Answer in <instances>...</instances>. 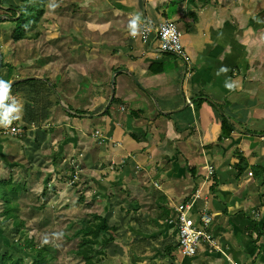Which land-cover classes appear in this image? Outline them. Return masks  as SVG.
Segmentation results:
<instances>
[{"label": "bare ground", "instance_id": "bare-ground-1", "mask_svg": "<svg viewBox=\"0 0 264 264\" xmlns=\"http://www.w3.org/2000/svg\"><path fill=\"white\" fill-rule=\"evenodd\" d=\"M15 32L6 34L13 38ZM28 32L13 38L14 58L7 61L11 66L7 65L5 75L11 82L10 95L23 106L21 119L7 131L0 129V185L8 182L15 191L14 198L12 195L5 199L0 194V232L4 233L0 244L5 247L0 261L5 264H35L39 258L34 257V252L38 251L49 256L50 261L48 244H42L46 235L42 230L50 224V232L75 241V260H83L81 255L88 249L92 253L100 250L104 256L129 250L148 235L166 207L209 193L223 172L219 153L225 142L240 136L264 143V88L260 84L263 66L259 60L260 54L264 57V30L247 29L237 32V37L224 36L222 40L211 38L200 49L206 62L199 65L201 61H195L185 40L194 35L193 31L150 29L139 35L144 51L167 62L148 64L146 75L162 79L160 86L149 89L134 72L121 67L114 68L108 80L103 81L102 74L90 64L95 43L89 32L82 39L76 31H69L76 41L64 40L61 31L34 32L33 38L27 36ZM47 35L57 52L60 45L70 48L64 51L69 55L62 57L72 63L63 66L55 57L57 53H47L46 60L52 55L55 63L47 61L46 69L30 66V58H40L31 51L35 52L37 45L46 49ZM228 41L232 44L228 45ZM2 61L3 56L0 71ZM220 67L229 71L216 75L209 89L222 88L221 93L215 97L209 91L213 99L204 92L201 96L214 107L219 132L199 145L180 148L177 140L186 143L195 134L191 125L183 137L170 139L171 132L180 134L176 117L187 111L195 114L186 80L196 73L215 74ZM26 69H32L30 76L35 77L48 69L58 77V84H47L40 78L31 81L25 77ZM80 70L85 73L81 77L77 73ZM114 71L118 72L110 83ZM13 74L19 75V81ZM121 76H127L139 92L121 96ZM229 78L236 84L232 91L224 87ZM88 79L102 81V89L95 92L83 87L88 82L86 86L94 89ZM161 91L172 94V107L166 108L160 102ZM53 95L57 102H53ZM147 101L153 105L154 114ZM57 109L64 113L60 122L54 121ZM125 115L131 121L127 128L113 125L115 119ZM28 147L31 157L24 155ZM251 152L246 158L239 147L233 150V189L224 193L232 198L240 195V200L234 202L239 209L236 213L249 223L241 233L242 242L251 260L264 264V157L258 159L257 147ZM228 206L232 207L230 203ZM23 230L28 231V236L23 235ZM100 235L105 244L95 247Z\"/></svg>", "mask_w": 264, "mask_h": 264}, {"label": "crops", "instance_id": "crops-1", "mask_svg": "<svg viewBox=\"0 0 264 264\" xmlns=\"http://www.w3.org/2000/svg\"><path fill=\"white\" fill-rule=\"evenodd\" d=\"M11 4L12 0H8ZM97 6L90 12L93 14V20L90 24L88 32L93 38L95 49L91 53V67L95 72L102 74L103 81H107L111 71L114 68L121 67L127 69L130 72H134L141 84L146 88H154L160 86L162 83L161 77H153L146 75V68L149 63L157 60L167 62V59H161L157 54H148L144 51V44H142L139 36L133 38L129 36L127 31L128 19L131 13H141L144 18L151 22V26L158 24L154 23V17H161L167 19V10L159 11L160 6L169 4L171 0H95ZM176 12L174 13V21H176L177 27L181 30L193 31L192 37H186L187 45L193 54V57L201 61L199 65L205 63V58L200 50L211 39L206 41H200L199 32L204 35L208 27L204 29V22L208 20L210 25L215 27L223 36L237 37V32L251 29V30H264V22L262 20V12L258 11L250 15L247 18L242 15L246 12L245 8L241 9L242 0H209V3L204 7H199V3L195 2L192 5L187 4V0H174ZM16 4V5H14ZM13 7H18V4L14 0ZM4 5V4H3ZM11 6V7H12ZM140 7L142 10H140ZM98 10V11H97ZM147 10L149 12H147ZM118 12V15L111 19L110 12ZM253 12V9H251ZM197 12L198 15H195ZM249 12V11H247ZM190 13V14H188ZM254 20V21H252ZM161 23V22H160ZM48 30L53 26L49 24ZM61 31L67 26L66 23L59 24ZM72 28V27H71ZM78 30V26L75 27ZM13 30V29H9ZM1 31V30H0ZM4 31V30H2ZM73 31V30H71ZM76 31V30H74ZM198 34V35H196ZM197 38V39H196ZM228 45L232 44L231 41L227 42ZM203 59V60H202ZM201 69H199L200 71ZM203 75V76H201ZM216 79L215 74H194L191 78L186 80V91L190 99H194L192 115L190 111L178 115L176 117V124L180 129V134L176 132L170 133V139H179L183 137L186 127L191 126L195 132L194 136L186 139V143L177 140L176 144L180 148H184L186 144L199 145L213 137H216L219 129V122L217 121L215 109L207 99H202V92H204L208 99H213L209 91L213 92L217 97L221 93L222 88L209 89L211 84ZM260 84L264 88V68L262 69ZM118 90L121 96L132 95L138 93L139 90L135 85L130 82L127 76H121L118 79ZM160 102L164 104L166 108L173 106L170 98V92H160ZM197 99H201L200 102H196ZM98 105L101 104L99 101ZM149 110L154 114L153 105L150 101L146 102ZM199 113V118H198ZM126 116V115H125ZM193 116V118H192ZM64 118V113L60 109H57L54 116V121L60 122ZM131 123L130 119L126 118L115 119L113 125L118 127L127 128ZM60 136V135H57ZM31 144V142H30ZM42 144V139H40ZM171 147V143H168ZM239 147L246 158L252 155V150L257 147L258 159L264 157V143L258 144L255 139L236 136L230 142L223 144V149L220 151L219 156L223 163L222 173L216 180L213 187L208 189L209 193L202 197H190L184 199L179 204H191L192 210L190 215L198 219L200 214L205 213L213 217V221L210 224V228L213 233L218 237L217 250L213 253H209V245L207 243H200L197 253L193 256H187L182 253L177 245V231L174 225V207L177 204H172L166 207L157 217L151 229L153 236L148 239L155 242H160L163 247L162 250L155 249V254L166 257L164 259L166 264H214L213 260L219 258L217 263L220 264H241V260L245 259L247 264H260L259 262L252 261L249 252L246 248H243V242L241 233H243L247 221H243L241 215L236 213L237 204L236 200H240L237 197L224 193V191L232 190V161L235 157L233 150L235 147ZM26 157H31V151L28 147L24 151ZM190 199V200H188ZM187 200V201H186ZM228 203L232 207L228 206ZM243 204V203H242ZM225 206V207H224ZM242 206V205H241ZM226 208V209H225ZM264 220V216H263ZM229 222V225H228ZM241 222V223H239ZM212 223H215V228H212ZM170 237L174 240V243L170 244L165 241V237ZM157 237V239H151ZM231 238V239H230ZM232 240V241H231ZM154 243V242H152ZM153 244L148 241H144L138 251L149 249ZM108 260L112 261L109 264H143V260L148 259L147 264H158V260L153 258V255L143 257V253H134L131 249L106 255Z\"/></svg>", "mask_w": 264, "mask_h": 264}, {"label": "rangeland", "instance_id": "rangeland-1", "mask_svg": "<svg viewBox=\"0 0 264 264\" xmlns=\"http://www.w3.org/2000/svg\"><path fill=\"white\" fill-rule=\"evenodd\" d=\"M16 3L18 4V7L21 9L22 7L25 6H30V5H39L41 0L35 1V0H15ZM49 0H47L46 2H42L41 1V8H42V14L41 17L39 18V16H37L36 18L31 17V15L28 16H23L20 19L19 15H20V11L19 10H11V15L16 14V17L12 18V17H8L6 16L5 19H1L0 20V55L3 56V61H2V68L0 71V79L6 80L8 81V79L5 78V75L7 74V70L6 67L7 65L11 66V62L7 63V61H11L14 57L11 56L12 53V47L14 44L13 42V38L10 35H7L6 33L9 32H14L16 30H18V28H22L25 25L23 24L24 22H26L27 24V29H28V33L27 36L33 38L34 32H44V31H61V27L59 26V24H64L66 23L67 26H63L64 28L62 29V38L66 41H70V40H74L76 41V39L72 36H70L69 31L71 30H76V32L78 33V35L80 37H82V39H86V35L88 33V29L90 28V24L93 20V14H91L90 12L97 6V2L95 0H56V3L59 5L54 11H49V9L46 7V5L48 4ZM4 4V5H3ZM12 4H14V0L11 1V4L8 0H1V5L2 6H6V7H11ZM16 5V4H14ZM22 6V7H21ZM176 5H175V1L171 0L169 4H165L164 6H160L159 11L162 12V10H167L168 12V16H166L167 19L161 18L159 17H154V23L158 24L160 22L163 21H168L172 24H174L177 27L176 21H174V13L176 12ZM241 9L245 8L247 11L249 12H244L242 13V15H244L247 18V22H248V17H250L251 14L261 11L262 12V17L264 19V0H242V5L240 6ZM251 9H253V12L251 11ZM140 10H142V8L140 7ZM98 11V10H97ZM21 12L24 13L25 10L21 9ZM147 12H149L147 10ZM111 15V19H114V17L116 15H118V12H110L109 13ZM190 14V13H188ZM195 15H198L197 12L195 13ZM2 17V16H0ZM27 17H31L32 19H28ZM254 21V20H252ZM264 22V20H262ZM53 26H51L52 28L50 30H48V26L50 27L49 24H52ZM204 29L205 27H208V30L205 31L204 35L201 34V32H199L197 35L201 38L202 41H206L209 40L211 38H217L218 40H222L223 39V35L221 32H219L214 26L212 27L210 25V23L208 22V20H205L204 22ZM78 26V30L75 29V27ZM72 27V28H71ZM154 27V26H152ZM9 29H13L10 30ZM4 30V31H2ZM44 39V37L42 38ZM50 41L51 37L50 35H47L45 37V42H44V46L46 47V49L40 48L38 45L36 46V50L31 51L33 54H35L36 56L38 55L40 58L36 59L35 58H30L31 65L30 66H37V67H42L46 69V66H48V62L53 64L56 62V58L59 60V62L63 65L66 66L70 63H72L71 61H67L64 57L62 56H67L69 55V53L64 52L65 50H70V48L67 45H60V52H57V50H55L51 45H50ZM264 47V45H263ZM74 47H71V49ZM83 48V47H80ZM86 49V48H85ZM47 53L49 54H55V57L50 55L48 56L47 60H46V55ZM9 55V58H7V56ZM85 58L86 60H89L90 57L88 56V54H85ZM35 60V61H34ZM40 60H42V62H40ZM259 60L260 62H262V66L264 68V57L262 56V54L259 55ZM48 61V62H47ZM255 61H257V59H255ZM258 62V61H257ZM40 65V66H38ZM63 67H61L62 69ZM31 70L32 69H26L24 71L25 73V77L31 79V81H34V79H41L42 81H44L47 84L53 83L54 85L58 84V77L52 75L49 73V70H45L43 72V75L35 77V76H30L31 75ZM256 70V69H255ZM118 71H114L111 74V78H110V83L112 82V79H114V76L116 75ZM78 75L81 77L82 74H85L84 72H82L81 70L79 72H77ZM14 77L16 78L17 81H19V75L13 74ZM93 74H89L90 77H92ZM71 80L75 83V81L71 78ZM92 84H93V88H90L89 86H86L88 84V82H84L85 85H82L85 88L90 89L91 91H95L98 92L99 90L102 89L101 86V82L99 79H88ZM76 81L81 82L80 79H76ZM179 84V80L177 78V86ZM18 86V85H17ZM53 102H57L56 97L53 95ZM100 129H102L101 126H98ZM90 135L88 134V137ZM0 168H2V165H0ZM19 188H24V187H19ZM37 191L39 189H36ZM31 198H34V195L30 196ZM135 196H133L134 198ZM12 225H14V222L11 221L10 222ZM53 224H50L48 226V228L46 227L44 230L46 235L47 233L50 232V227H52ZM212 228H215V223H212ZM115 230H117V228H115ZM23 235L26 236L28 231L23 230L22 231ZM53 234H55L54 232H50L49 233V238H50V242L48 243V248L50 250V252L52 253V259L50 261H41L38 260L35 262V264H84L83 260H75L76 258H74L73 254L75 252L74 247V243L75 241L73 239H66V238H59V239H55L53 238ZM4 233L2 234V232H0V242H2V238H4ZM28 236V235H27ZM153 236V233L150 231L148 233V235L146 236V241H148L149 243H152L153 246H151L149 249L144 250L143 251V257H148L149 255H153V258L156 257V259L158 260V264H166V261L164 259H166V257L162 256V255H156L155 254V249H159L162 250V248L164 247H168V246H162L160 244V242H155V241H151L148 239V237ZM153 239H157V237H153L151 238ZM231 239V238H230ZM8 240L10 242L13 241V239L8 236ZM97 242L95 247H101V245L104 243V236L100 235L97 237ZM72 241V242H71ZM165 241H168L170 244L174 243V240H172L169 236L165 237ZM232 241V240H231ZM105 244V243H104ZM243 248H245V245H242ZM8 249H11L10 247H8ZM7 249V250H8ZM5 247L3 244H0V252L4 251ZM44 253L41 251L38 252H34V257L35 258H40L43 257ZM109 256V255H108ZM167 260V259H166ZM219 260V258H216L215 260H213L214 264H220L217 263ZM20 262V261H19ZM112 261L108 260L107 257L104 261V264H109ZM149 262L148 259L143 260V264H147ZM133 264H136L135 262ZM157 264V263H156ZM241 264H247V262L245 261V259L241 260Z\"/></svg>", "mask_w": 264, "mask_h": 264}, {"label": "clouds", "instance_id": "clouds-1", "mask_svg": "<svg viewBox=\"0 0 264 264\" xmlns=\"http://www.w3.org/2000/svg\"><path fill=\"white\" fill-rule=\"evenodd\" d=\"M58 6L56 0H49L46 5L49 11H54ZM150 26L151 22L144 18L141 13H131L128 19L127 31L129 36L135 38L141 34H146L150 30ZM228 71L229 69L227 67H220L217 70L216 75L219 76L221 74H226ZM224 87L229 91H232L235 89L236 84L229 78L225 80ZM10 90L11 82L0 79V129H4L5 131H7L15 121L21 119L23 112L22 103L16 97L10 95ZM181 205L182 204H177V206L174 207V225L177 217L176 209ZM191 218L195 221V218L192 216ZM61 236L62 233L53 234V238L55 239H59ZM49 242V236L45 235L42 244H48Z\"/></svg>", "mask_w": 264, "mask_h": 264}, {"label": "built area", "instance_id": "built-area-1", "mask_svg": "<svg viewBox=\"0 0 264 264\" xmlns=\"http://www.w3.org/2000/svg\"><path fill=\"white\" fill-rule=\"evenodd\" d=\"M176 26L168 21H163L150 29H175ZM191 204L185 203L177 207V217L175 225L177 228V245L182 253L193 256L197 253L200 243L209 245L208 252L213 253L217 250L218 238L210 229L213 220L208 214L202 213L196 221L191 218Z\"/></svg>", "mask_w": 264, "mask_h": 264}, {"label": "trees", "instance_id": "trees-1", "mask_svg": "<svg viewBox=\"0 0 264 264\" xmlns=\"http://www.w3.org/2000/svg\"><path fill=\"white\" fill-rule=\"evenodd\" d=\"M38 1V0H35ZM42 2H46L47 0H41ZM41 1L39 5H30V6H25L22 7L21 9L25 10L24 13L21 12V9L19 7H6V6H2L1 5V0H0V16L5 17H16V14H12L11 15V10H19L20 15L19 18L23 16H28L31 15V17L36 18L37 16H39V18L41 17L42 14V8H41ZM198 2L199 3V7H204L205 5H207L209 3V0H187V4L188 5H192L193 3ZM31 17H27L28 19H32ZM4 18V19H5ZM25 26L22 28H18V30H16V32L13 34V38H21L26 36V34H24L25 32H28L27 29V24L26 22L23 23ZM0 194L6 199H8L9 196H12V198L15 197V191H13L12 187L9 186V183H5L0 185ZM216 236V235H215ZM217 237V236H216ZM149 238V237H148ZM218 238V237H217ZM146 241V237L142 238L141 240H139L135 246H133L132 248H130L135 254L138 253H143V251H138L140 248V245ZM152 244V243H151ZM89 246V245H88ZM81 252L77 253V256L80 255ZM81 258H83V262L84 264H104V261L106 259V257L104 255H102V253L100 252V250L98 251V253H92L91 249H88L84 254L81 255ZM47 259H50L49 256H43L40 257L38 260L41 261H45ZM0 264H5V262L0 261Z\"/></svg>", "mask_w": 264, "mask_h": 264}, {"label": "water", "instance_id": "water-1", "mask_svg": "<svg viewBox=\"0 0 264 264\" xmlns=\"http://www.w3.org/2000/svg\"><path fill=\"white\" fill-rule=\"evenodd\" d=\"M4 19V17H0V20ZM0 67H1V55H0Z\"/></svg>", "mask_w": 264, "mask_h": 264}]
</instances>
